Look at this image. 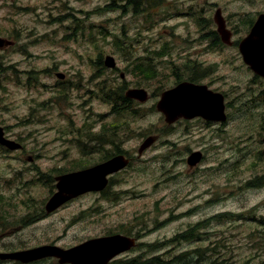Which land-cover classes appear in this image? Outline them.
Segmentation results:
<instances>
[{
  "label": "rangeland",
  "instance_id": "374dc122",
  "mask_svg": "<svg viewBox=\"0 0 264 264\" xmlns=\"http://www.w3.org/2000/svg\"><path fill=\"white\" fill-rule=\"evenodd\" d=\"M207 2L237 13L240 24H245V14L251 18L264 12V0L194 4L198 8ZM160 3L168 18L163 22L155 0L142 8L127 0H0V38L14 42L0 50L5 67L0 74V127L23 146L21 157L32 155L42 170L29 173L31 164L24 168L22 160L5 159L1 154L15 151L0 147V193L19 216L18 233L0 242L3 250L42 245L67 249L120 234L134 238L136 245L119 260L155 257L148 264H210L213 249V257L226 264H264V239H259L264 236V180L254 184L258 188L247 186L264 174V82L239 66L236 49L206 50L191 17L174 20L179 15L172 9L184 13L191 0ZM192 55L218 66L207 82L225 91L229 123L223 127L205 128L193 121L166 127L154 109L160 91L172 85L170 62ZM106 56L114 58L116 70L103 65L99 70L95 63ZM150 56L157 76L142 80L132 72L141 67L133 63ZM121 74L127 89L143 88L152 95L138 104L142 107L134 118L111 115L98 93L103 80L119 85ZM121 127L127 129L125 135ZM104 128L125 138L122 148L132 156V166L113 175L102 195L81 197L28 223V209L38 216L49 193L52 179L47 177L79 161L88 166L100 159L88 138L105 135ZM149 136L157 138L154 146L137 157L141 140ZM195 150L206 158L191 169L186 159ZM6 204L1 208L8 209ZM203 254L209 262L197 257Z\"/></svg>",
  "mask_w": 264,
  "mask_h": 264
},
{
  "label": "water",
  "instance_id": "95a60500",
  "mask_svg": "<svg viewBox=\"0 0 264 264\" xmlns=\"http://www.w3.org/2000/svg\"><path fill=\"white\" fill-rule=\"evenodd\" d=\"M221 35L226 33L225 29L219 28ZM263 34V35H262ZM230 36H226L228 42ZM263 40V41H262ZM9 44L0 39V48ZM240 53L244 63L255 73L264 78V16L261 15L256 26L249 35L241 42ZM105 67L115 68V60L107 56L104 61ZM59 78L62 76L58 75ZM127 98L134 99L140 103L147 100V93L143 89H129L125 93ZM157 111L161 112L168 124L180 118L192 119L201 116L209 121H225L223 97L214 94L203 86H194L182 83L174 89L161 94L156 104ZM154 138H147L139 147L142 153L150 147ZM264 144V136L262 139ZM0 145L10 150H16L19 145L6 140L0 128ZM264 155V148H263ZM201 159V154L196 152L187 159V164L193 166ZM126 166V160L122 156L114 157L105 163L76 173L63 175L57 179L58 192L52 196L46 205L47 212L54 211L63 203L75 195H81L90 191H100L106 184L108 175L116 173ZM71 191V192H70ZM75 191V192H73ZM135 246L134 239L115 235L107 238L88 240L68 250L56 246H41L29 250L0 254V259L19 261L22 264L32 263L45 258H56L59 264H108L117 254L129 250Z\"/></svg>",
  "mask_w": 264,
  "mask_h": 264
},
{
  "label": "flooded vegetation",
  "instance_id": "af4514ba",
  "mask_svg": "<svg viewBox=\"0 0 264 264\" xmlns=\"http://www.w3.org/2000/svg\"><path fill=\"white\" fill-rule=\"evenodd\" d=\"M147 1L149 2L150 0H128L127 2L130 4H134V3L140 4V6L142 8L143 6L146 7ZM151 1H153V0H151ZM195 1L196 0H191V3L188 4V7L184 13H182L177 7H174L172 9L173 14L179 15L178 17L174 18V20L177 21V23H180L183 21L184 17H191L194 24L196 25V31L199 33V40L202 43H204L203 47L206 50H214L216 52H220L222 50H225V48L236 49V53H238L240 55L239 66L242 67L243 70H245L247 73H249L250 77L253 80L255 78L259 81H263L262 78L259 77L260 75L258 76V74H255L250 69V67L244 63L242 55L240 53L239 46H240L241 42L246 38V36L250 33V31L256 26V23L258 22L259 17L261 15L264 16V12H260V11L256 12L257 14H253L251 18L245 14V16L247 17V20H245V24H243V23L240 24V21L238 19H236V17H239V15L237 13L227 14V12H226L227 10L223 7V5L221 3H219V2H207L206 3L207 8H206V5H201V4L198 6V8H196V6L194 4ZM155 7H156V10H158L157 14L160 16L158 20L161 22L168 20V18H165V13L162 10V4L160 3V0H155ZM222 27L226 31V33L224 35H221V33L219 31V28L222 29ZM227 35L230 36V39L228 42L223 40V39L226 40ZM11 43L12 44L10 46H12L14 44L13 41H11ZM191 43H194V42H191ZM10 46H3L1 50L7 49ZM194 57L195 56H193V55L189 56L188 58H184L183 62L181 61V62H178L176 64H173L172 62H170V65H171L170 72H171V77L173 78L172 85L169 88L160 91L159 95L155 98V99H157L156 102L159 100L160 95L164 91L175 88L182 83H188V84H191L194 86H203L210 92L212 91L214 93L222 94L224 96L226 120L223 122H215V121L206 120V119L202 118L201 116H197V117H193L192 119L180 118L176 122L168 124L165 120V117L162 114H160L159 112H157V113L162 117V122L166 127H175L176 124L183 123L184 121L199 122L200 124H202L201 127H205V128L217 127V126L223 127L229 123L228 122V118H229L228 107H227L225 91H217L215 89H212L211 88L212 85L210 84V82H207L209 79H211L213 77L214 73L217 71L218 66L216 63L210 64V63H207L204 61L196 60V59H194ZM2 68H4V66L0 64V70ZM1 71H0V74H1ZM169 78H170V76H169ZM210 85H211V87H210ZM149 99H152V95H149L148 100ZM156 102H155V104H156ZM141 107L142 106H139L138 109H140ZM154 108H155V105H154ZM3 131H4V129H3ZM95 135H99V133H97ZM95 135H94V137L92 136L91 138H88V140L90 141L91 149L96 148L95 152H93V153H98V156H99V153H101V156H100L101 163H103V161L105 162V160L108 161V160H110L114 157H117V156H124L125 158L128 159L127 168L132 166V164H133L132 156L129 155L128 150L126 148H124V147L122 148V143H123L125 138H123V137H117V138L108 137L109 141H107V143L105 145H103L104 147H106L103 149L102 148L103 146L100 147V145L104 144V143H102V142L100 143L99 142L100 138L95 136ZM122 135H125V133H123ZM4 136L7 139H9L5 132H4ZM76 142H77V140H76ZM111 143H114V144L111 145ZM141 143H142V140H141ZM154 144L151 145L147 150L151 149L154 146ZM22 148H23V146L21 145L20 150L13 152V153H3L1 155L4 157H8V158H5L7 160H12V161L22 160V161H24L23 162L24 168L27 167L26 163L28 162L29 164H31L30 168H28L29 173H33L36 168L39 171H42L41 166L38 163L34 162L35 158L32 155H26V157H24V158L21 157L22 155H24V152H22V150H23ZM137 150H138V148H137ZM146 151H144V152H146ZM193 152H200L201 153V159L197 164H195L193 166H189V168H191V169L197 167L206 158L204 155V152L201 150L200 151L195 150ZM193 152H191V153H193ZM15 155L17 157H15ZM137 157H139L138 153H137ZM99 160L97 159L96 162H92L94 164L91 163L88 166L87 165L84 166L83 164H79V162H82V161H79L74 166H72L73 168L67 167L68 170L67 169H64V170L58 169L59 170L58 172L55 171V173L50 175V176H52L51 178L47 177L46 181H49L50 179H52V185H51V188L49 190V193L46 196V198L41 202L40 213L38 216H36L37 214L35 213V211L33 209H28L27 213L25 214V218L27 219V221H29L28 223H31L33 221V219H40V217L46 218V217L50 216V214H48L49 212L45 211V204L47 203V200L50 198V196L56 191V178L58 176H62V175L69 174L72 172H76V171H80V170L87 169L90 167H94V166L100 164L98 162ZM125 169L126 168L118 171V173L125 171ZM44 174L47 175L46 173H43V175ZM40 175H42V174H39L38 176L40 177ZM112 176L113 175H110L108 177V185L106 187H104L102 190L90 191V192H86V193H83V194L78 195V196L75 195L72 198H70L69 200L74 201L76 199H80L81 197L88 196L90 194H92L94 196L102 195L107 190V188L109 187L110 178ZM251 188H256V185L251 186ZM73 192H75V191H73ZM3 195L4 194L1 192L0 193V242L6 238H9L10 236L18 233V219H19L18 214L13 212V207L11 206V202L9 200H2ZM71 201H69V202H71ZM4 203H7L6 205H7V207H9L8 209L4 208V207L1 208V206L4 205ZM15 203L18 204V201ZM63 206H61V207H63ZM61 207H59V209ZM55 212H53V213H55ZM53 213H51V214H53ZM4 224H8V227H6V228L3 227ZM208 236L209 235L205 233L204 237H208ZM22 250H24V249H22ZM17 251H19V250H3L0 247V254L12 253V252H17ZM193 253H195V252L193 251ZM120 256L116 257L113 260V262L114 261H126L127 260V259L119 260ZM203 256H204V259L206 260V262H209V260L207 259L208 255L203 254ZM3 263L4 264L5 263L6 264H14V263H18V262L0 259V264H3Z\"/></svg>",
  "mask_w": 264,
  "mask_h": 264
},
{
  "label": "trees",
  "instance_id": "16d2710c",
  "mask_svg": "<svg viewBox=\"0 0 264 264\" xmlns=\"http://www.w3.org/2000/svg\"><path fill=\"white\" fill-rule=\"evenodd\" d=\"M124 8V6L122 7ZM133 11L135 13H138L137 9L134 7ZM155 56L159 55L158 52L154 51ZM153 58L150 57H145L142 58V61L137 60L133 63V65H139L141 68H139L138 66H136L132 72H134V74L137 75V73H139L140 78H142V80H146L152 77H156V73L154 70V64L152 63ZM97 66H99V70H102L101 66H102V62L101 60L98 58V60L95 63ZM2 71L4 70V68L1 69ZM0 70V71H1ZM1 71V72H2ZM150 73L151 75L148 76L147 74ZM125 86L126 83L122 82L119 83V85H115V81L113 80H103L99 86H98V93L99 96L101 97L102 101L105 102V104H107L109 106V110H110V114L114 115L115 117H121L122 115H126L128 114L130 117H135V115L138 114V112L140 111L139 109H135L134 106H138L137 104H135L133 101H130L128 99L125 98L124 96V91H125ZM117 128L116 126L113 127V129ZM120 130H122V133H127V129L121 127ZM264 131V128L261 127V131ZM108 129L104 128L102 132H105V135H102L101 133H99V135H96L97 137H99V142L104 143L101 144V146L105 145L107 143V141H109V138L107 137V135H109V137H120L121 134H118L117 132H113L111 135L108 134ZM114 143H111V145H113ZM264 180V174L261 176H258L256 180H251L247 183V186H250L252 183H254L255 181H262ZM255 182V183H256ZM254 185V184H253ZM258 187H260V185H257ZM220 217V216H219ZM259 239H264V236L261 237L259 236ZM199 240V239H197ZM214 254V250L210 249V264H226V261L221 258V257H213ZM197 257H204V256H200L197 255ZM140 258H136V259H132V260H128V261H116L112 264H148L152 261L155 260V257H152L151 259H149V261L145 260L140 261ZM4 264V263H3ZM14 264H18V263H14ZM157 264V263H156ZM164 264V262L162 263ZM227 264L228 261H227Z\"/></svg>",
  "mask_w": 264,
  "mask_h": 264
}]
</instances>
